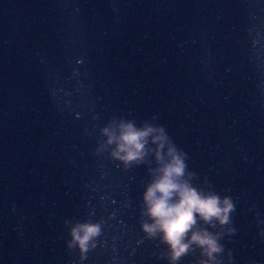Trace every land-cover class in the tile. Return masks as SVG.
<instances>
[{
  "label": "water",
  "instance_id": "obj_1",
  "mask_svg": "<svg viewBox=\"0 0 264 264\" xmlns=\"http://www.w3.org/2000/svg\"><path fill=\"white\" fill-rule=\"evenodd\" d=\"M112 116L157 117L233 198L223 264H264V0H0V264H168L140 227L154 162L95 151ZM66 219L102 222L83 259Z\"/></svg>",
  "mask_w": 264,
  "mask_h": 264
},
{
  "label": "clouds",
  "instance_id": "obj_2",
  "mask_svg": "<svg viewBox=\"0 0 264 264\" xmlns=\"http://www.w3.org/2000/svg\"><path fill=\"white\" fill-rule=\"evenodd\" d=\"M157 120L153 116L138 123L135 118L112 116L100 128L103 139L95 151L107 152L125 169L154 162L155 166L148 168L150 180L141 195L140 227L146 238L159 239L166 246L160 257L167 259L168 264H180L185 256L199 250L194 264H223L222 240L236 233L232 222L236 210L233 198L215 191L207 180V187L194 183L198 177L188 166L189 154ZM101 223L66 219L64 224L70 236L67 247L78 248L83 259L95 247ZM260 235L264 236V230ZM228 258H232L231 250Z\"/></svg>",
  "mask_w": 264,
  "mask_h": 264
}]
</instances>
